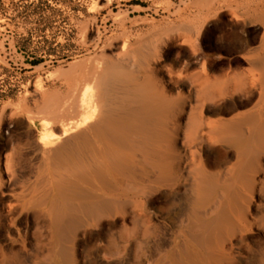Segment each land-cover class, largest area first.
I'll return each mask as SVG.
<instances>
[{
	"label": "rangeland",
	"instance_id": "374dc122",
	"mask_svg": "<svg viewBox=\"0 0 264 264\" xmlns=\"http://www.w3.org/2000/svg\"><path fill=\"white\" fill-rule=\"evenodd\" d=\"M132 46L171 103L203 105L208 120L255 114L264 124V0H0V264H49L48 208L61 173L52 149L95 92L91 83L75 92L77 77ZM198 154L205 172L245 198L230 202L234 229L213 260L190 244L189 212L211 216L226 187L216 185L208 204L193 201L190 164L179 191L128 178L99 191L114 207L84 216L63 241L68 264H264V152L243 160L216 143ZM242 163L252 189L227 172Z\"/></svg>",
	"mask_w": 264,
	"mask_h": 264
},
{
	"label": "bare ground",
	"instance_id": "6f19581e",
	"mask_svg": "<svg viewBox=\"0 0 264 264\" xmlns=\"http://www.w3.org/2000/svg\"><path fill=\"white\" fill-rule=\"evenodd\" d=\"M148 72L149 63L140 48L132 46L113 58L99 57L78 75L75 92L87 83L93 85L95 92L91 101L77 103V122L63 130V135L72 129L74 133L63 137L52 149L54 170L61 173L55 183V201L48 208L54 236L49 264H68L69 255L62 243L84 223V216L104 215L114 207V199L101 196L99 191L108 190L111 183H120L124 178L154 191H179L190 164L193 201L208 204L216 185L226 187L223 200L214 205L211 216L202 218L198 211L189 212L193 218L190 244L213 260L214 248L222 245L233 231L227 208L231 201L245 198L228 188L227 181L219 182L205 172L198 153L224 143L246 160L251 154L264 152V124L255 114L229 120L205 119L203 105L190 101L171 103ZM89 90L86 92L91 93ZM53 103L48 100L44 107H56ZM184 114L189 116L185 124ZM213 164L218 166L220 162ZM244 170L242 163L227 172L231 177L245 179L252 189L255 179L246 178ZM86 183L91 190L81 187Z\"/></svg>",
	"mask_w": 264,
	"mask_h": 264
},
{
	"label": "trees",
	"instance_id": "16d2710c",
	"mask_svg": "<svg viewBox=\"0 0 264 264\" xmlns=\"http://www.w3.org/2000/svg\"><path fill=\"white\" fill-rule=\"evenodd\" d=\"M40 61L39 60H35V61H31L30 63L32 64V65H35V64H38Z\"/></svg>",
	"mask_w": 264,
	"mask_h": 264
}]
</instances>
